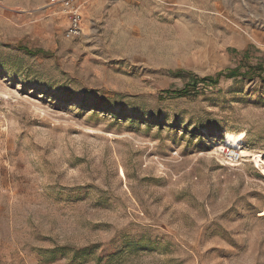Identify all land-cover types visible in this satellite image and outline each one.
I'll use <instances>...</instances> for the list:
<instances>
[{
	"label": "rangeland",
	"instance_id": "obj_1",
	"mask_svg": "<svg viewBox=\"0 0 264 264\" xmlns=\"http://www.w3.org/2000/svg\"><path fill=\"white\" fill-rule=\"evenodd\" d=\"M50 2L0 0V264H264V0Z\"/></svg>",
	"mask_w": 264,
	"mask_h": 264
},
{
	"label": "built area",
	"instance_id": "obj_2",
	"mask_svg": "<svg viewBox=\"0 0 264 264\" xmlns=\"http://www.w3.org/2000/svg\"><path fill=\"white\" fill-rule=\"evenodd\" d=\"M56 6H59L62 13L65 14L69 26L64 32L65 39H73L80 36L84 31V17L82 8L78 5L73 4V0H51L48 8L55 12ZM230 159L238 160L240 155L236 152L229 154Z\"/></svg>",
	"mask_w": 264,
	"mask_h": 264
},
{
	"label": "trees",
	"instance_id": "obj_3",
	"mask_svg": "<svg viewBox=\"0 0 264 264\" xmlns=\"http://www.w3.org/2000/svg\"><path fill=\"white\" fill-rule=\"evenodd\" d=\"M237 74V71L236 70H231L229 71V74L227 75V77H234L236 76ZM176 75H179L182 77L183 73H176ZM222 75V73H218L216 76H206V77H203V78H199V77H195V76H191V79H190V82L187 83V85L181 89V90H178L176 91V94L178 95H187L188 93H190L191 89H192V84L194 87H197V85L199 84L200 81H202L203 83L205 84H214L218 81V79L220 78V76ZM185 77V75H184ZM208 86V85H206Z\"/></svg>",
	"mask_w": 264,
	"mask_h": 264
},
{
	"label": "bare ground",
	"instance_id": "obj_4",
	"mask_svg": "<svg viewBox=\"0 0 264 264\" xmlns=\"http://www.w3.org/2000/svg\"><path fill=\"white\" fill-rule=\"evenodd\" d=\"M246 137V133L243 132V133H240L238 135H235L234 133H229L227 132L225 134V137H224V142H223V149L224 150H227L229 149V153H234L235 151L234 150H238L240 151L242 157H247V156H250V153L247 151H244L243 148H242V140Z\"/></svg>",
	"mask_w": 264,
	"mask_h": 264
},
{
	"label": "crops",
	"instance_id": "obj_5",
	"mask_svg": "<svg viewBox=\"0 0 264 264\" xmlns=\"http://www.w3.org/2000/svg\"><path fill=\"white\" fill-rule=\"evenodd\" d=\"M207 1H209V0H207ZM257 12V16L259 15V13H260V10L258 11H256ZM65 15V14H64ZM64 19H65V24H67L68 26H69V24H68V20H67V18H66V16L64 17Z\"/></svg>",
	"mask_w": 264,
	"mask_h": 264
}]
</instances>
